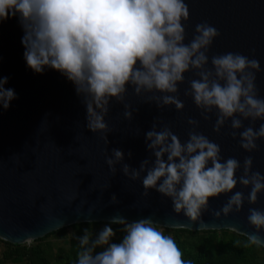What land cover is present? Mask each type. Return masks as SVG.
Here are the masks:
<instances>
[{
    "label": "clouds",
    "instance_id": "1",
    "mask_svg": "<svg viewBox=\"0 0 264 264\" xmlns=\"http://www.w3.org/2000/svg\"><path fill=\"white\" fill-rule=\"evenodd\" d=\"M189 16L185 0H0V23L17 18L23 30L27 67L36 74L50 68L71 82L85 105L86 127L105 134L106 144L110 130L105 117L112 101L124 106L127 120L132 119V109L124 104L129 88L137 97L148 94L159 109L174 106L179 112L185 107L179 86L185 83V74L193 72L196 78L188 81L185 95L205 120L216 114L215 131L230 121L233 138L239 132L240 147L252 153L257 141L264 139V122L252 126L264 121V98L256 85L260 62L254 52L252 58L238 52L209 57L219 32L207 22L197 24L186 43L184 23ZM7 83V77L0 78L4 110L17 98ZM243 121H251L250 126L244 127ZM188 124L191 130L182 141L170 126L158 127L154 121L145 134L152 158L138 169L124 163L120 149H113L106 163L113 174L122 164L125 177L141 181L144 196L155 190L171 200L176 214L198 222L202 230L207 225L201 217L211 199L233 193L239 184L250 189L247 199L255 204L264 193V174L252 170L253 158L247 156L237 179L240 162L233 157L225 160L220 146L196 130L197 120L189 119ZM244 200L243 192L236 191L213 215L239 212ZM112 203H118L115 196ZM247 219L256 233L264 229V210L249 209ZM160 229L151 217L129 222L116 214L99 231L84 228L75 237L76 264H191L173 236ZM117 231L122 239L113 242ZM256 233L249 235V242L264 245V237Z\"/></svg>",
    "mask_w": 264,
    "mask_h": 264
},
{
    "label": "water",
    "instance_id": "2",
    "mask_svg": "<svg viewBox=\"0 0 264 264\" xmlns=\"http://www.w3.org/2000/svg\"><path fill=\"white\" fill-rule=\"evenodd\" d=\"M185 3L190 13L184 23L185 42L191 40L197 24L207 22L219 32L209 57L238 52L252 58L254 52L261 65L256 85L259 96L264 98V0ZM23 34L17 18L0 23V78L7 77L5 87L14 89L17 97L7 110L0 107L1 240L14 245L30 244L72 225L107 223L116 214L129 222L151 217L166 229L229 230L246 238L256 233L247 218L251 208L264 210V193L255 204H250V189L238 184L233 193L211 199L208 211L201 217L207 228L201 230L198 222H189L183 213L176 214L171 200L155 190L144 196L141 181L125 177L122 164L116 165L113 174L106 163L112 150L120 149L124 163L138 169L143 160L152 158L145 134L154 121L158 127L170 126L184 141L191 130L188 120L194 119L199 122L196 130L220 146L225 160L233 157L240 162L237 179L247 156L253 158L252 170L264 174V139L257 141L256 151L245 152L240 147L239 132L235 139L231 134L230 121L219 132L215 131L216 114H209L205 120L192 98L185 95L188 81L196 78L195 73L185 74V83L179 86V99L185 105L179 112L174 106L159 109L148 94L137 97L129 88L124 104L132 109V119L127 120L124 106L112 101L105 117L110 130L106 144L102 139L105 134H95L86 127V108L71 82L50 68L36 74L27 67L21 43ZM262 122L252 126L258 128ZM250 124L251 121H243L244 127ZM236 191L245 196L241 210L227 217H215L213 213ZM113 196L118 203H112ZM256 234L264 237V229Z\"/></svg>",
    "mask_w": 264,
    "mask_h": 264
},
{
    "label": "trees",
    "instance_id": "3",
    "mask_svg": "<svg viewBox=\"0 0 264 264\" xmlns=\"http://www.w3.org/2000/svg\"><path fill=\"white\" fill-rule=\"evenodd\" d=\"M105 223H83L49 233L30 244L14 245L0 239V264H76L79 251L76 236L84 228L94 231ZM117 227V226H114ZM175 239L186 261L191 264H264V248L229 230L189 231L161 228ZM117 231L113 242H119Z\"/></svg>",
    "mask_w": 264,
    "mask_h": 264
},
{
    "label": "rangeland",
    "instance_id": "4",
    "mask_svg": "<svg viewBox=\"0 0 264 264\" xmlns=\"http://www.w3.org/2000/svg\"><path fill=\"white\" fill-rule=\"evenodd\" d=\"M0 252H1V250H0Z\"/></svg>",
    "mask_w": 264,
    "mask_h": 264
}]
</instances>
